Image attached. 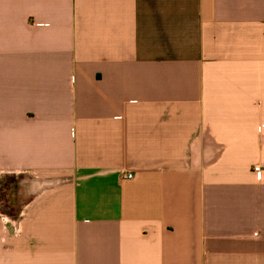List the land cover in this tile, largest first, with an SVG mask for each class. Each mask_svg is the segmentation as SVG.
I'll return each instance as SVG.
<instances>
[{"label": "crops", "instance_id": "obj_1", "mask_svg": "<svg viewBox=\"0 0 264 264\" xmlns=\"http://www.w3.org/2000/svg\"><path fill=\"white\" fill-rule=\"evenodd\" d=\"M0 196V264H264V0H0Z\"/></svg>", "mask_w": 264, "mask_h": 264}, {"label": "built area", "instance_id": "obj_2", "mask_svg": "<svg viewBox=\"0 0 264 264\" xmlns=\"http://www.w3.org/2000/svg\"><path fill=\"white\" fill-rule=\"evenodd\" d=\"M255 170H261V165H256L255 166ZM127 176L128 177H132L133 175L132 174H128Z\"/></svg>", "mask_w": 264, "mask_h": 264}, {"label": "rangeland", "instance_id": "obj_3", "mask_svg": "<svg viewBox=\"0 0 264 264\" xmlns=\"http://www.w3.org/2000/svg\"><path fill=\"white\" fill-rule=\"evenodd\" d=\"M1 199V196H0ZM2 208L6 209V206L4 205V202L0 204Z\"/></svg>", "mask_w": 264, "mask_h": 264}]
</instances>
